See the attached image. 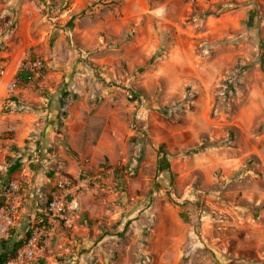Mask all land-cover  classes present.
<instances>
[{
    "label": "rangeland",
    "instance_id": "374dc122",
    "mask_svg": "<svg viewBox=\"0 0 264 264\" xmlns=\"http://www.w3.org/2000/svg\"><path fill=\"white\" fill-rule=\"evenodd\" d=\"M54 1L0 0V61L9 74L44 64L16 83V105L0 74L1 178L65 174L62 148L106 171L45 263L264 264V0ZM194 3L228 9L200 18ZM58 94L88 106L95 143L81 154L62 119L50 134ZM111 106L126 123L115 164L98 143Z\"/></svg>",
    "mask_w": 264,
    "mask_h": 264
},
{
    "label": "built area",
    "instance_id": "2783aa9c",
    "mask_svg": "<svg viewBox=\"0 0 264 264\" xmlns=\"http://www.w3.org/2000/svg\"><path fill=\"white\" fill-rule=\"evenodd\" d=\"M22 68L30 70L34 76H44V64L39 57L24 62ZM0 74L6 78V89L14 92L17 83L16 73L9 74L8 62L0 61ZM10 97V96H9ZM10 104L16 105L12 98ZM5 138L0 135V145ZM105 167L96 171L81 168L75 174L55 177L54 183L46 193L42 203H36L33 221L27 227L23 242L16 254L3 264H46V242L57 226H72L79 214V195L96 190L105 179ZM29 182L25 176L1 178L0 168V244L10 238L12 230L21 220L27 201L26 187Z\"/></svg>",
    "mask_w": 264,
    "mask_h": 264
},
{
    "label": "crops",
    "instance_id": "0c3cea01",
    "mask_svg": "<svg viewBox=\"0 0 264 264\" xmlns=\"http://www.w3.org/2000/svg\"><path fill=\"white\" fill-rule=\"evenodd\" d=\"M11 95H8L12 98V100L15 101L16 99L13 98ZM9 97V98H10ZM60 102V103H58ZM13 105V104H11ZM86 109H88V106L85 108H81L79 106L75 105H65V100L63 98H60L59 94L55 96V99L53 100L52 105L49 107L47 112L49 111L50 115H53V117H50L49 122H52V126L49 128L50 134L55 137V131L54 127L57 126V122L59 119H62L64 121V126L61 128L62 133L60 134L62 138H64L65 143H68L67 145L71 148L72 151L75 152H81L84 150L83 146L84 144L87 146H94V138L95 136H90L88 132V120L87 116L85 115ZM124 109L116 108V107H110L106 112H104V115H106V131L101 134L100 139L98 140L99 144H104L106 146V154H105V160L109 161L111 164H115L117 162V158L120 156V154L117 152V149H115L125 138V134H123L124 129L123 126L126 125L124 121L121 119L122 111ZM99 115H102L103 112H97ZM96 113V114H97ZM95 114V115H96ZM97 114V115H98ZM60 123V122H59ZM93 135V134H92ZM5 142V141H2ZM67 146V147H68ZM58 156L60 157L59 160H63V162L66 159L70 160L69 167L66 170L65 174H75L78 170H80V166L78 164L79 161H73L72 155L64 149H60L58 152ZM80 153V154H81ZM53 156V157H58ZM84 157V156H81ZM77 160L76 158H74ZM89 160V159H87ZM65 164V163H64ZM87 166H90L91 164L87 163ZM2 168V167H0ZM14 168V166L12 167ZM12 168L9 171H12ZM63 175V174H61ZM54 178H47V180L43 183L40 181H35L33 178L28 179V186L26 187V205H25V213L27 218V225L33 221L34 215L36 213V203L39 201V203H42L43 200L46 197V193L49 192L51 189ZM93 190L83 192L79 195V212L82 207V201L87 196V194H90ZM45 196V197H42ZM79 216V214H78ZM27 227V226H26ZM26 227L24 230V235L26 232ZM62 228V226H57L53 232H51L50 237L52 236ZM23 237V236H22ZM49 240V239H48Z\"/></svg>",
    "mask_w": 264,
    "mask_h": 264
},
{
    "label": "trees",
    "instance_id": "16d2710c",
    "mask_svg": "<svg viewBox=\"0 0 264 264\" xmlns=\"http://www.w3.org/2000/svg\"><path fill=\"white\" fill-rule=\"evenodd\" d=\"M53 3H54L53 5L56 6L57 1L55 0ZM63 9L65 8L63 7L62 10ZM227 9H228L227 6L218 4V5H215L214 8H210L202 12L201 10L198 9L196 4L194 3L193 16L200 17V18H206L210 15L219 16L223 12L227 11ZM33 78H34V74L30 70L25 69V68H21L16 74L17 83H28ZM12 233H14L13 230H12ZM22 242H23V239L16 240L12 236V234L9 239L2 241L0 244V264H3L4 262L12 258L16 254V251L21 246Z\"/></svg>",
    "mask_w": 264,
    "mask_h": 264
}]
</instances>
